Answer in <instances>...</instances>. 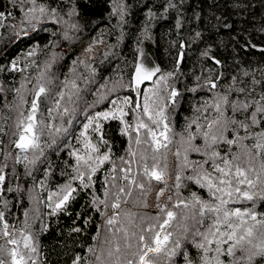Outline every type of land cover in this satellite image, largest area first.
I'll return each mask as SVG.
<instances>
[{
    "label": "trees",
    "instance_id": "trees-1",
    "mask_svg": "<svg viewBox=\"0 0 264 264\" xmlns=\"http://www.w3.org/2000/svg\"><path fill=\"white\" fill-rule=\"evenodd\" d=\"M0 13L4 264H12L13 248L28 264H73L77 257L78 264H139L144 244L155 246L158 232L168 240L146 257L155 264H216L217 258L264 264L256 247L264 227L257 225L251 244L243 242L234 255H227L228 244L217 253L216 241L226 237L212 235L216 228L229 231L225 210H252L264 220V150L255 147L264 114L251 122L264 104V0H0ZM86 40L103 46L95 57L79 51ZM138 64L159 71L137 83ZM41 86L45 92L37 96ZM33 100L36 146L22 149L17 142ZM234 102L250 107L233 111ZM97 113L115 118L92 119ZM217 119L228 123L224 139L213 144L211 134L219 133L208 124ZM141 122L148 127L138 128ZM149 129L155 136L164 130V141ZM223 159L232 162V174L224 177L232 189L214 167H224ZM236 165L254 186L236 184ZM145 168L163 179L145 175ZM237 186L253 200L236 193ZM69 188V200L56 208ZM167 211L175 218L162 231ZM26 237L35 252L25 248Z\"/></svg>",
    "mask_w": 264,
    "mask_h": 264
},
{
    "label": "snow or ice",
    "instance_id": "snow-or-ice-1",
    "mask_svg": "<svg viewBox=\"0 0 264 264\" xmlns=\"http://www.w3.org/2000/svg\"><path fill=\"white\" fill-rule=\"evenodd\" d=\"M41 11H43V9H41ZM3 15H4L3 13H0V16H3ZM158 71H159L158 68L149 69V68L145 67L143 64H138L136 67L137 83H139L141 80H150L152 78V76ZM214 86L215 85H213V87ZM241 91H243V89H241ZM44 92H45V88L43 86H41L36 95L39 96L41 93H44ZM172 95L175 96L176 93L173 92ZM222 99H223L224 103H226V104L228 103L227 97H224ZM261 99L264 100V96H262ZM37 107H38L37 101L33 100L32 101L33 114H31L27 117L28 123H27L26 127L24 128V133H33V135L31 138L26 136L24 133H22L20 135L18 146L22 149H26L30 146L31 147L36 146L35 141H36L37 137H35L33 130H34V121H35V110L37 109ZM215 107H216L217 112H220V104L217 103L215 105ZM231 107L233 108V111H237V110L247 111V109L250 107V105L246 102H240V103L234 102L231 105ZM144 110L147 113V111H148L147 104L145 105ZM65 111H67V110H65ZM256 113L264 114V104H260L256 108L255 112L252 113V121L251 122L253 124L257 123V121L255 119ZM110 115H113V118H115L114 114H112V113H97V116L92 118V119H97L99 117H103L104 119H108ZM221 115H223V113H221ZM122 116H123V112H121V117ZM245 119H247V117ZM262 119H264V116H262ZM227 123L228 122L225 121L222 124L221 120L217 119V120H214L208 124L209 129H212L214 126H216L217 132L219 133V135H217L216 133L211 134L210 139H211L213 144H215L218 140L224 139L223 130L226 129ZM231 123L233 125H236L238 123L239 127L244 128V129H247L249 127V125L247 123H245L244 121L238 122L236 120H232ZM90 124H91V121L89 124L85 125V128H88L90 126ZM147 127L148 126L142 122L138 125V128H147ZM57 130H59V129H57ZM96 130L97 131L100 130L99 125H97ZM126 130L127 129H125V131ZM149 132L153 135V139H155V133H152L151 129H149ZM161 135H163V133H161ZM204 136L206 139H208L209 138V132H205ZM258 141L259 142L256 143L255 147L257 149L264 150V132L258 134ZM137 143H139V140H137ZM227 143L230 145L235 144V143H237V140L236 139H229V140H227ZM92 147L95 150L94 146H92ZM213 156H219V153H213ZM79 159H80V157H78V160ZM107 159H108V156L105 155L100 162L102 163L103 160H107ZM223 164H224V167H220L219 164H215L214 165L215 170L222 174V177L220 179V183L227 185L228 189H232V181L228 180V179H224V177L230 176L232 174V166H231L232 162L229 161L228 159H223ZM226 169H227V171H226ZM261 169H262V171H264V164H262ZM92 171L95 172V168H93ZM144 171H145V175L152 177V178H155L158 181L163 179V173L162 172H158L156 170L149 172L147 168H145ZM235 177H236V184L237 185L247 184L249 186H254L253 180L249 179L245 170L242 169L239 165L235 166ZM177 179H179V177ZM257 179H259V176H257ZM3 180H4L3 175H0V181H3ZM85 187H87V185H85ZM140 187H143V185H140ZM209 187L210 188L215 187L217 192L224 193L226 191L225 188L218 187L217 185H214L211 182L209 183ZM72 191H73L72 189H70V188L68 189L67 194H65L63 196V199H61L60 202L56 205V208H58V209L61 208L69 200V197H70ZM234 191L236 193L241 194L243 196V198H245L247 200H253L252 194H250L248 191H242L241 188L238 186L235 187ZM226 194L230 197L232 195V191L229 190L226 192ZM226 203H227L226 200L221 199V205H224ZM112 206L114 208L119 207L118 204H114ZM208 210L209 211H215V212L219 213L220 208H216V209L210 208ZM161 211H164V209H161ZM166 215H167V219H165L163 224L160 225L161 230H163L164 226L169 224L170 221L175 218V213L172 211H167ZM0 216H2V214H0ZM246 216L249 217L252 221H254L255 224H252V225L247 224V221L245 220ZM232 217H235V221H233L231 219ZM236 221H238V222H236ZM113 222L114 221L111 219L108 221L109 224H112ZM219 222H221V221H219V219H218V223ZM222 223H224L226 225V227L229 229V231L220 232L219 228H216V232L212 233V235L215 236L217 233H219V235L221 237H226V240H217L216 241V243H217L216 252L220 253L222 251V249L219 247L220 244H228V247L226 249L227 255H234L235 250L238 247H240L242 245V243L245 241H247V243L251 244V242H252L251 237H253L254 228L257 225L264 227V220H257L256 214L254 211L246 210V211L242 212L239 208H237L235 210H231V211L225 210ZM5 227H7V226H5ZM4 235L8 236L9 233L7 231H5ZM261 235L264 236V233H261ZM204 239H205V241H207V243H209V244L212 243V241L208 240L207 236H205ZM28 240H30V237L25 238V244H24L25 248L30 249L31 252H35V248H32L30 246V244L28 243ZM140 240L144 241L145 237L141 236ZM167 240H168L167 235H165L163 237V240H161L160 239V233L159 232L156 233L155 240H154L155 246H151L147 243L144 244V250L139 255V264H155L154 260L146 259V257H148L149 253H153V254L160 253L162 251L161 245ZM230 241H232L233 243H228ZM8 243L15 245V244H17V241L9 240ZM198 247L204 249L205 252L208 251V249L205 247L204 243L199 244ZM256 247H258L260 249L259 254L264 255V241H262L261 244L256 245ZM0 251H2V249H0ZM117 251H119V249H117ZM9 255L12 258V264H28V261L25 260V256L23 254L19 253L16 248H13L10 251ZM249 259H251V257H249ZM78 261H79V257H77V260L73 261V264H78ZM0 264H4L3 259H0ZM32 264H35V261H32ZM127 264H133V262L131 260H128ZM189 264H190V262H189ZM206 264H207V262H206ZM216 264H221V262L219 261L218 258H217Z\"/></svg>",
    "mask_w": 264,
    "mask_h": 264
},
{
    "label": "rangeland",
    "instance_id": "rangeland-1",
    "mask_svg": "<svg viewBox=\"0 0 264 264\" xmlns=\"http://www.w3.org/2000/svg\"><path fill=\"white\" fill-rule=\"evenodd\" d=\"M103 46H99V45H93L91 44L89 41H84L81 46L79 51L84 53L86 56L88 57H95L97 55V53L99 52V50L102 48ZM120 115V114H119ZM164 130L158 131L156 132V136L158 140H161V133H163ZM26 136H28L29 138L32 137V133H25ZM157 142V141H156ZM19 143V140L18 142ZM161 239V238H160ZM162 240V239H161Z\"/></svg>",
    "mask_w": 264,
    "mask_h": 264
},
{
    "label": "water",
    "instance_id": "water-1",
    "mask_svg": "<svg viewBox=\"0 0 264 264\" xmlns=\"http://www.w3.org/2000/svg\"><path fill=\"white\" fill-rule=\"evenodd\" d=\"M134 89H135V91H136V93L138 94V95H140L141 94V89H140V84H134ZM137 105H139V100L137 101ZM165 132H163V136H161V140L162 141H164V139H165ZM0 182H2V181H0ZM165 227H166V225L164 226V229H165ZM163 229V230H164ZM162 230V231H163ZM162 234V232L160 233V235Z\"/></svg>",
    "mask_w": 264,
    "mask_h": 264
}]
</instances>
